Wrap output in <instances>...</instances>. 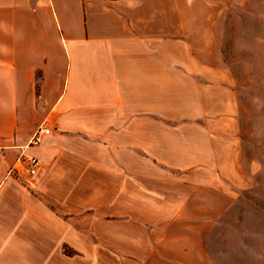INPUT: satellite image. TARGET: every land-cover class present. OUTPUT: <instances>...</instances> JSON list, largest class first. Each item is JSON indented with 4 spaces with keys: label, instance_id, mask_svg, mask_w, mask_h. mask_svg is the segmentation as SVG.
Wrapping results in <instances>:
<instances>
[{
    "label": "crops",
    "instance_id": "0c3cea01",
    "mask_svg": "<svg viewBox=\"0 0 264 264\" xmlns=\"http://www.w3.org/2000/svg\"><path fill=\"white\" fill-rule=\"evenodd\" d=\"M244 2L0 0V264H209L240 202L220 18Z\"/></svg>",
    "mask_w": 264,
    "mask_h": 264
},
{
    "label": "rangeland",
    "instance_id": "374dc122",
    "mask_svg": "<svg viewBox=\"0 0 264 264\" xmlns=\"http://www.w3.org/2000/svg\"><path fill=\"white\" fill-rule=\"evenodd\" d=\"M220 20L228 25L223 53L239 77L244 170L240 202L229 212L230 220L217 225L226 239L215 236L209 264H264V0H245L240 9L227 6ZM169 258L172 255H154L144 264H167ZM176 258L182 260L181 255ZM197 260L191 255L186 262Z\"/></svg>",
    "mask_w": 264,
    "mask_h": 264
},
{
    "label": "built area",
    "instance_id": "2783aa9c",
    "mask_svg": "<svg viewBox=\"0 0 264 264\" xmlns=\"http://www.w3.org/2000/svg\"><path fill=\"white\" fill-rule=\"evenodd\" d=\"M50 133L51 129L49 127H38L31 135L27 145L23 148V151L19 153L16 159V166H23L28 175H34L36 173L40 162L34 155L28 153L27 150L37 147L42 138Z\"/></svg>",
    "mask_w": 264,
    "mask_h": 264
}]
</instances>
